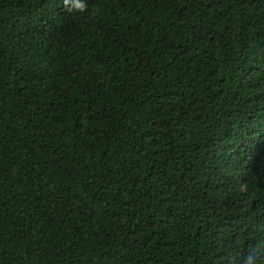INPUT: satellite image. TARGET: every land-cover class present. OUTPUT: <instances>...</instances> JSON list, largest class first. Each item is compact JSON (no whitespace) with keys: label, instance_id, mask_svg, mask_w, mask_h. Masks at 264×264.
<instances>
[{"label":"trees","instance_id":"trees-1","mask_svg":"<svg viewBox=\"0 0 264 264\" xmlns=\"http://www.w3.org/2000/svg\"><path fill=\"white\" fill-rule=\"evenodd\" d=\"M0 0V264H264V0Z\"/></svg>","mask_w":264,"mask_h":264},{"label":"clouds","instance_id":"clouds-1","mask_svg":"<svg viewBox=\"0 0 264 264\" xmlns=\"http://www.w3.org/2000/svg\"><path fill=\"white\" fill-rule=\"evenodd\" d=\"M63 5L65 10L69 13L79 12L83 13L87 11V4L85 0H63ZM257 252L258 250L255 248H250L246 255L243 256V264H257ZM240 259V253L238 252L233 257V264H236V261Z\"/></svg>","mask_w":264,"mask_h":264}]
</instances>
